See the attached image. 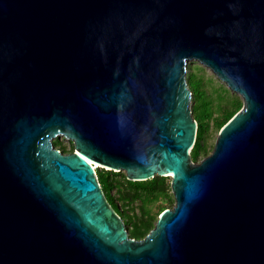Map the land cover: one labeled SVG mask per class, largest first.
<instances>
[{
  "label": "water",
  "instance_id": "1",
  "mask_svg": "<svg viewBox=\"0 0 264 264\" xmlns=\"http://www.w3.org/2000/svg\"><path fill=\"white\" fill-rule=\"evenodd\" d=\"M188 61L243 102L197 164ZM84 159L174 206L131 238ZM0 264H264V0H0Z\"/></svg>",
  "mask_w": 264,
  "mask_h": 264
},
{
  "label": "trees",
  "instance_id": "2",
  "mask_svg": "<svg viewBox=\"0 0 264 264\" xmlns=\"http://www.w3.org/2000/svg\"><path fill=\"white\" fill-rule=\"evenodd\" d=\"M187 83L192 92V114L197 122V135L190 159L197 164L210 154L205 141L209 130L213 128L219 132L242 108L243 102L239 97L225 96V89L222 90L224 95L220 93L215 102L202 88L201 78L196 73L187 75ZM54 145L62 153L74 149L71 142L68 149L59 142H54ZM95 172L107 203L124 220L133 239H143L155 226L158 216L166 209L163 205L157 207L159 202L174 203L169 193L168 177L155 176L146 181H129L123 172L99 167ZM155 207L157 213L154 212Z\"/></svg>",
  "mask_w": 264,
  "mask_h": 264
},
{
  "label": "rangeland",
  "instance_id": "3",
  "mask_svg": "<svg viewBox=\"0 0 264 264\" xmlns=\"http://www.w3.org/2000/svg\"><path fill=\"white\" fill-rule=\"evenodd\" d=\"M186 73H187V75L191 74V73H196L198 75V77L201 78L202 88L206 91L207 95L211 99H213L215 102L218 101V95H220V93L222 95H224L222 92L223 89H225V91H226L225 96L239 97L236 94H234L233 92H231L226 87V85L222 81H220L209 69L202 66L200 63H198L196 61H188L187 62ZM217 136H218V132L216 130H214L213 128L210 129L208 134L206 135L205 141L207 143L209 153L212 152V149L214 147ZM53 142H59L61 145L65 146L67 149L70 145V141H68L67 139H65L62 136L57 137L56 139L53 140ZM98 167L100 168L101 165H98ZM95 171H96V169H95ZM169 193H170V195L174 201L173 194L171 193V191ZM158 205H163L165 208H172L174 206V203H173V205H170L167 202H159L157 204V207H158ZM137 206H138V204H137ZM154 212L157 213L156 207L154 208Z\"/></svg>",
  "mask_w": 264,
  "mask_h": 264
},
{
  "label": "bare ground",
  "instance_id": "4",
  "mask_svg": "<svg viewBox=\"0 0 264 264\" xmlns=\"http://www.w3.org/2000/svg\"><path fill=\"white\" fill-rule=\"evenodd\" d=\"M91 167L93 170H95L98 167V164L96 162L84 159Z\"/></svg>",
  "mask_w": 264,
  "mask_h": 264
}]
</instances>
